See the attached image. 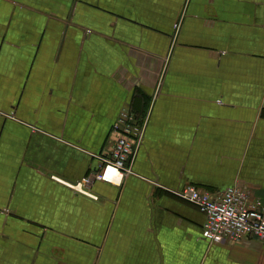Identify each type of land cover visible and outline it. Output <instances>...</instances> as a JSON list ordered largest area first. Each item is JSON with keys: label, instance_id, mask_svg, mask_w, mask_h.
Masks as SVG:
<instances>
[{"label": "crops", "instance_id": "crops-1", "mask_svg": "<svg viewBox=\"0 0 264 264\" xmlns=\"http://www.w3.org/2000/svg\"><path fill=\"white\" fill-rule=\"evenodd\" d=\"M236 184L264 202V0H0V264H264L176 195Z\"/></svg>", "mask_w": 264, "mask_h": 264}, {"label": "built area", "instance_id": "built-area-1", "mask_svg": "<svg viewBox=\"0 0 264 264\" xmlns=\"http://www.w3.org/2000/svg\"><path fill=\"white\" fill-rule=\"evenodd\" d=\"M145 125L146 118L138 120L132 112L121 111L111 130L115 135L111 153L100 157L98 171L76 187L88 195L81 187L89 185L92 180L121 185L131 172V163L142 143ZM176 195L203 213L202 238L209 243L237 242L247 237L264 242V202L251 197L244 186L236 184L210 194L189 185Z\"/></svg>", "mask_w": 264, "mask_h": 264}, {"label": "bare ground", "instance_id": "bare-ground-1", "mask_svg": "<svg viewBox=\"0 0 264 264\" xmlns=\"http://www.w3.org/2000/svg\"><path fill=\"white\" fill-rule=\"evenodd\" d=\"M109 173H112V171L110 170Z\"/></svg>", "mask_w": 264, "mask_h": 264}]
</instances>
